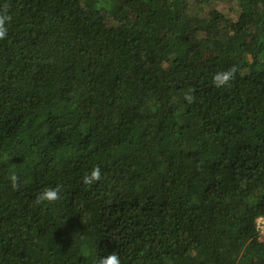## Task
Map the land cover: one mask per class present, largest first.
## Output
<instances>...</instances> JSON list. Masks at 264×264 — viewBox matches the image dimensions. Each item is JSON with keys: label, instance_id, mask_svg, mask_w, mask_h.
<instances>
[{"label": "trees", "instance_id": "16d2710c", "mask_svg": "<svg viewBox=\"0 0 264 264\" xmlns=\"http://www.w3.org/2000/svg\"><path fill=\"white\" fill-rule=\"evenodd\" d=\"M5 4L0 264H264V0Z\"/></svg>", "mask_w": 264, "mask_h": 264}, {"label": "clouds", "instance_id": "9594fccd", "mask_svg": "<svg viewBox=\"0 0 264 264\" xmlns=\"http://www.w3.org/2000/svg\"><path fill=\"white\" fill-rule=\"evenodd\" d=\"M11 15L9 14L8 5L5 4L2 9H0V40H3L7 36L8 28L6 25L11 22ZM236 67H232L227 71L217 72L213 77V86L215 88H223L225 86H230V82L234 79L236 75ZM185 100L188 103H193L195 97L191 94L185 95ZM101 180V170L99 166H94L90 172L86 173L82 177V182L84 185L91 186L98 183ZM10 182L13 190H19L20 183L19 178L16 174L10 176ZM61 199V188L59 186L52 188L46 187L41 191L35 198L34 203L37 205L41 204H54ZM259 220H264V218H258ZM97 264H121L119 255L116 252H112L106 256H101L98 259Z\"/></svg>", "mask_w": 264, "mask_h": 264}, {"label": "rangeland", "instance_id": "374dc122", "mask_svg": "<svg viewBox=\"0 0 264 264\" xmlns=\"http://www.w3.org/2000/svg\"><path fill=\"white\" fill-rule=\"evenodd\" d=\"M191 1H193V0H191ZM232 4L230 3H228L227 1L226 2H222V1H217L216 3H215V5H213V8H215L216 10H218V11H220V12H223V13H228V12H230V10L232 9ZM233 15V14H232ZM233 16H231V18H232Z\"/></svg>", "mask_w": 264, "mask_h": 264}, {"label": "built area", "instance_id": "2783aa9c", "mask_svg": "<svg viewBox=\"0 0 264 264\" xmlns=\"http://www.w3.org/2000/svg\"><path fill=\"white\" fill-rule=\"evenodd\" d=\"M256 225H257V228L259 229V231H261L264 235V220H259V222H258V219H257Z\"/></svg>", "mask_w": 264, "mask_h": 264}]
</instances>
